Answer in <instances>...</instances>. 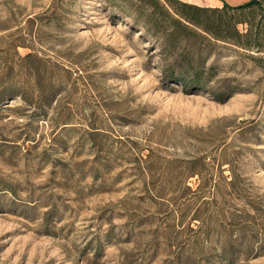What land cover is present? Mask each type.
<instances>
[{
    "label": "rangeland",
    "instance_id": "1",
    "mask_svg": "<svg viewBox=\"0 0 264 264\" xmlns=\"http://www.w3.org/2000/svg\"><path fill=\"white\" fill-rule=\"evenodd\" d=\"M149 10L0 0V264H264V52Z\"/></svg>",
    "mask_w": 264,
    "mask_h": 264
},
{
    "label": "trees",
    "instance_id": "2",
    "mask_svg": "<svg viewBox=\"0 0 264 264\" xmlns=\"http://www.w3.org/2000/svg\"><path fill=\"white\" fill-rule=\"evenodd\" d=\"M137 1L150 7L146 15L147 22L168 24L161 32L166 40L188 41L209 36L264 52V20L252 25L250 20L236 17L246 9H258L264 18V5L260 0H247L239 4L222 0L221 6H205L185 0ZM242 22L247 24L244 31L238 27ZM186 79L190 84L198 83L199 71H193L191 77Z\"/></svg>",
    "mask_w": 264,
    "mask_h": 264
},
{
    "label": "crops",
    "instance_id": "3",
    "mask_svg": "<svg viewBox=\"0 0 264 264\" xmlns=\"http://www.w3.org/2000/svg\"><path fill=\"white\" fill-rule=\"evenodd\" d=\"M185 1H191V2L201 4V5H213V6L222 5V0H185ZM226 1L230 4H239L247 0H226ZM260 1L264 5V0H260Z\"/></svg>",
    "mask_w": 264,
    "mask_h": 264
}]
</instances>
